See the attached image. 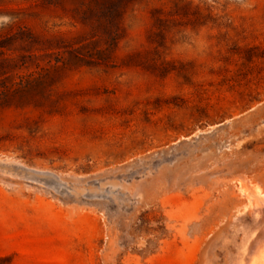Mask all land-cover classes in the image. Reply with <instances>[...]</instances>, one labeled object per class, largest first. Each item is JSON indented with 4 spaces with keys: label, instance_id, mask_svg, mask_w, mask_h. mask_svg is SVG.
<instances>
[{
    "label": "rangeland",
    "instance_id": "rangeland-1",
    "mask_svg": "<svg viewBox=\"0 0 264 264\" xmlns=\"http://www.w3.org/2000/svg\"><path fill=\"white\" fill-rule=\"evenodd\" d=\"M19 27L72 63L0 106V264L257 260L264 0H0Z\"/></svg>",
    "mask_w": 264,
    "mask_h": 264
},
{
    "label": "trees",
    "instance_id": "trees-1",
    "mask_svg": "<svg viewBox=\"0 0 264 264\" xmlns=\"http://www.w3.org/2000/svg\"><path fill=\"white\" fill-rule=\"evenodd\" d=\"M36 37L19 27L14 33L0 37V106L27 101L35 90H43L49 85L53 74L66 68L70 60L58 56L54 63L47 60V66L36 60L43 55L31 53L37 49ZM29 52L28 54L22 53ZM79 56L75 55L74 59ZM31 66L37 68L22 72Z\"/></svg>",
    "mask_w": 264,
    "mask_h": 264
},
{
    "label": "bare ground",
    "instance_id": "bare-ground-1",
    "mask_svg": "<svg viewBox=\"0 0 264 264\" xmlns=\"http://www.w3.org/2000/svg\"><path fill=\"white\" fill-rule=\"evenodd\" d=\"M246 185L244 186V185H240V188L241 189H245L246 190ZM256 187V186H255ZM259 187V186H258ZM260 188V187H259ZM257 189V188H255V190H256V193L254 192V193H250V194H252V195H254V197L256 196V202H257V204H259L258 206H257V208L255 209L256 210V212H258L260 215H264V190H260V189ZM248 191V190H247ZM254 202V201H253ZM252 203V202H251ZM255 203V202H254ZM253 209V208H252ZM252 209H250L251 211H252ZM249 210V211H250ZM251 213V212H250ZM257 220V219H256ZM262 220V219H261ZM264 221V220H263ZM258 224V223H257ZM264 225V224H263ZM262 225V226H263ZM259 228V227H258ZM247 236V235H246ZM253 238V237H252ZM244 239V238H243ZM248 239V238H247ZM254 239H255V237H254ZM257 239V238H256ZM245 240V239H244ZM249 240H250V238H249ZM248 240V241H249ZM258 241H259V239H258ZM244 242H246V241H244ZM254 242H255V240H254ZM261 243V242H260ZM259 243V244H260ZM245 244V243H244ZM248 244V243H247ZM252 244V243H251ZM262 244V243H261ZM249 245V244H248ZM257 246V245H256ZM244 247V246H243ZM245 247H246V245H245ZM254 249V248H253ZM246 250V249H245ZM259 250V249H258ZM252 251V250H251ZM259 252H260V250H259ZM245 255H248V254H245ZM244 255V256H245ZM258 255V254H257ZM247 257H249V256H247ZM252 257V256H251ZM253 257H254V254H253ZM252 259V258H251ZM235 260V259H234ZM254 262L252 263V264H264V249H263V251L258 255V257H257V260L255 259V260H253ZM234 261H232V263H233ZM243 262V261H242ZM245 262V261H244ZM237 263V262H236ZM247 264H248V262H246ZM249 263H251V262H249ZM239 264V263H238Z\"/></svg>",
    "mask_w": 264,
    "mask_h": 264
}]
</instances>
